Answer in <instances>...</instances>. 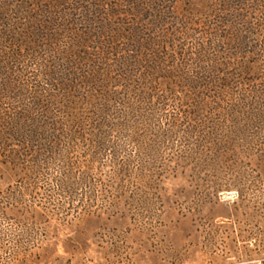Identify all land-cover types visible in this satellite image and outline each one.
Masks as SVG:
<instances>
[{
	"label": "rangeland",
	"instance_id": "obj_1",
	"mask_svg": "<svg viewBox=\"0 0 264 264\" xmlns=\"http://www.w3.org/2000/svg\"><path fill=\"white\" fill-rule=\"evenodd\" d=\"M19 1L26 0H3L8 6L4 18L19 31L26 29L27 24L35 29L37 24L27 19L24 9L18 8ZM224 2L226 0H38L36 6L33 0L31 12L36 10L39 19L50 21L43 35L53 34L40 49L35 48L38 56L51 67L58 66L57 58H61L66 49L70 50L73 43L76 44V36L85 30L86 25H80L83 14L93 12L108 19L112 12H134L138 16L134 26L145 34L139 40L141 51L137 57L155 59L154 77L159 74L156 68H162L165 76L176 73L187 75L184 77L187 80L200 76V66L215 65L213 48L220 46L217 36L207 39L208 42L202 39L214 44L208 54L210 63L207 59L203 64L195 55L202 30L219 27L227 31L228 28L220 24L223 19L228 22L227 26L233 25L244 33L249 28L243 24L246 19L254 24L250 18H255V14L256 19H263L259 13L264 11V0H243L241 8L247 15L243 21L234 20L233 24L230 20L234 11H224ZM259 3L261 7L256 6ZM54 18L56 22L52 23ZM261 24L260 51H255L258 56L248 54L252 52L248 49L231 61L230 67L217 69L221 76L230 78V84L241 83L238 89L231 85L236 94L227 98V102L241 100L244 102H240L241 107L245 105L244 108L249 107L254 112H263L264 108V58H261L264 20ZM3 25L5 23L0 24V29L6 27ZM97 26L98 23L95 28ZM74 29L78 31L72 32ZM186 29L191 33L195 31L187 39L183 35ZM95 30L93 40L87 42V47L94 49L105 41ZM148 36L152 41L143 44ZM153 40L154 45L147 47ZM55 52L62 55L56 57ZM143 53L149 55L142 58ZM244 59L256 63L251 71L243 70ZM133 80L131 91L150 93L153 103L164 96L162 92L170 90L168 86L161 87L165 84L163 80L156 86L143 85L149 81L141 85L138 75L133 76ZM185 80L176 81V86L171 87L178 93L176 99L166 98L167 107L144 105L136 113H128L123 102L129 101L136 108L141 98L150 97L129 96L124 86L107 89L108 93L117 92L122 102L113 117L117 126L111 136L118 142L119 155L131 156L126 172L109 177V167L99 169L105 156H98L97 170L93 173L101 174L109 196L106 192L105 203L102 199L96 202L95 206L105 207L95 214L51 213L45 218L36 216L40 222L36 226L23 222L18 224L20 227L14 226V221H24L28 216L20 217L16 212L0 216L1 230L9 229L13 236L21 235L24 244L32 239L38 242L29 250L26 261L18 264H264V213L261 212L264 206V121H257L253 116L248 118L246 113L250 111L245 112L244 118L232 119L225 110L215 109V103L201 107L202 98L197 99L188 85L190 81L185 84ZM154 87L158 88L157 92L152 91ZM212 87L213 90L215 86ZM243 90L254 92L247 99L246 93L240 94ZM194 105L198 109L189 111L186 107ZM174 115L180 121L171 128L170 120ZM78 148H82L81 144ZM58 164L60 162H56ZM14 183L15 178L0 165L1 191ZM112 202L113 208L108 206Z\"/></svg>",
	"mask_w": 264,
	"mask_h": 264
},
{
	"label": "trees",
	"instance_id": "obj_2",
	"mask_svg": "<svg viewBox=\"0 0 264 264\" xmlns=\"http://www.w3.org/2000/svg\"><path fill=\"white\" fill-rule=\"evenodd\" d=\"M34 1L37 6L38 0ZM19 2H17L18 8L24 9L23 13L27 15V19L37 25L35 24V30L27 24L26 29L22 31L8 25L10 24L9 19L4 18L8 6L0 0V24L5 23L3 26H6L0 29V165L15 178L14 185H8L5 191L0 189V216L5 217L9 212H16L20 214V217L28 216L26 219L30 221L26 219L14 221L16 224L14 226L20 227L18 224L23 222H26L28 226H36L40 224L36 216L45 218L51 213L60 212L65 214L64 216L95 214L97 210L105 207L95 206L96 202L102 199L101 201L105 203L109 196V192L105 190L106 186L102 184L101 174L93 173L97 170L95 166L99 160L98 156H105V158L102 157L99 169L109 167V177L124 174L127 162H130L131 158V156H124L126 158L120 156L118 142L113 140L112 134L117 126L113 117L118 114L122 102L117 92L108 93L107 89L124 86L129 96L134 95L141 98L143 94L144 97H150V99L141 98L136 103V108L129 101L123 102V108L128 113L139 111L144 105L152 108L155 105L156 108H165L169 103L166 98L173 96L172 98L176 99L178 93L171 87L176 86V81L185 80L184 77L187 75L180 76L174 72V76L170 74L165 76L166 72L162 68H156L159 74L154 77L155 59L152 56L144 58L149 53L141 54L144 60L137 57V53L141 51L139 40L145 34L135 28L134 22L138 16L134 12L129 14L112 12L108 15V19H102L104 15L99 17V14L96 16L93 12L83 14L84 19L80 25L86 26L85 30L76 36V44L73 43L71 48L74 51L66 49L64 55L60 52L62 56L57 58L60 64L51 67L47 60L38 56L36 51L38 49L35 48L37 46L40 49L48 37H53L51 33L49 36L43 35L45 26L50 21L39 19L35 13L36 10L31 12L32 3L30 2L33 0ZM260 4L256 6L261 7ZM242 6L243 0L232 2L226 0L223 3L224 11H230V9L234 11V14L230 12L233 16L230 20L231 24L234 20L243 21L247 15V11L243 10ZM259 14L263 19H256L257 14L255 18H250L255 21V24L247 21L248 19L243 22L246 26L249 25V28H244V33L242 30L235 29L233 25L227 26L228 22H224L223 19L220 20V24L227 27V31L226 28L219 27L212 30V34L210 33L212 31L207 29L201 31L200 41L195 47L197 49L195 55L200 62L203 64L208 62L210 47L214 45L207 43V39L217 36L220 44L213 48L215 54H213L212 62L215 65L206 68L204 65L200 66L198 68L199 77L188 78L183 82L186 84L190 81L188 85L198 96L197 99L202 98L201 107L215 103V109L225 110L232 119L244 118L245 112L250 111L246 113L248 118L253 116L257 121H264V108L263 112L260 110L254 112L249 107L244 108L245 105L241 107L240 102H243L241 100L238 103L227 102L229 100L227 98H232V95L236 94L231 90V85L238 89L241 83L236 81L230 84V78L221 76L217 70L221 67H230L235 58L248 49L252 50L248 54L258 56L255 51H260L258 38L263 31L261 22L264 20V11ZM55 20L54 18L52 23H55ZM128 21L132 22V25ZM96 23H98L97 28H95ZM94 29L105 40L101 44L102 47L95 49L87 47V42L93 40ZM188 30L186 29L183 34L186 39L193 36ZM77 31L72 30V32ZM202 39H206L207 42ZM148 40L152 41L148 36L143 44H147ZM154 43L153 40L147 47ZM54 46L50 45V47ZM47 51L51 54L50 49ZM262 51L261 58H264V48ZM60 53L55 52L56 57H59ZM133 56H135L134 59H132ZM255 64L244 59L243 70L251 71ZM139 69H143V72ZM138 72L140 74H137ZM136 75L141 85L149 81L143 85L156 86L159 81L163 80L165 81L164 86H161V83L159 86L164 88L168 86L170 90L161 91L164 96H159L153 103V96L150 93L131 91L135 83L133 76ZM211 84L215 86L213 90V87L209 86ZM157 90L158 88L154 87L152 91L157 92ZM243 91L244 93L240 92V94L245 95L246 93L247 99L250 93L254 92L252 90ZM203 97L207 100L205 101V98L203 100ZM186 107L189 111L198 109L197 105L193 108ZM178 121L180 119L174 115L170 120V127L176 126ZM190 128L186 127L187 130ZM80 144L84 149L78 153L82 149L78 148ZM62 156L63 161L61 162ZM56 162L60 164L56 165ZM106 192L107 197H105ZM78 197L83 198L84 201H76ZM108 206L113 208V202ZM261 212L264 213V206ZM24 243L21 235L13 236L9 229L6 231L0 229V264L25 262L29 250L38 245V242L32 239Z\"/></svg>",
	"mask_w": 264,
	"mask_h": 264
}]
</instances>
